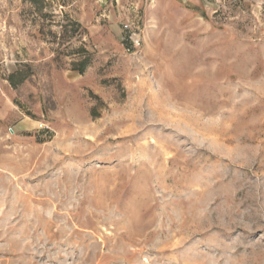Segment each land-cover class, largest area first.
Wrapping results in <instances>:
<instances>
[{
    "label": "rangeland",
    "instance_id": "rangeland-1",
    "mask_svg": "<svg viewBox=\"0 0 264 264\" xmlns=\"http://www.w3.org/2000/svg\"><path fill=\"white\" fill-rule=\"evenodd\" d=\"M0 264H264V0H0Z\"/></svg>",
    "mask_w": 264,
    "mask_h": 264
},
{
    "label": "built area",
    "instance_id": "built-area-1",
    "mask_svg": "<svg viewBox=\"0 0 264 264\" xmlns=\"http://www.w3.org/2000/svg\"><path fill=\"white\" fill-rule=\"evenodd\" d=\"M133 44H135L136 46H138L139 45V41L137 40V41H133Z\"/></svg>",
    "mask_w": 264,
    "mask_h": 264
}]
</instances>
